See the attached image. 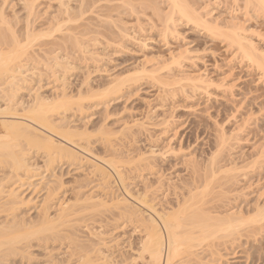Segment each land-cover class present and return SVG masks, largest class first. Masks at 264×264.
Instances as JSON below:
<instances>
[{"label": "rangeland", "instance_id": "374dc122", "mask_svg": "<svg viewBox=\"0 0 264 264\" xmlns=\"http://www.w3.org/2000/svg\"><path fill=\"white\" fill-rule=\"evenodd\" d=\"M185 1L221 32L240 31L255 60L202 26L170 22L169 0H40L32 12L27 0H0V53L27 43L28 33L40 36H29L19 64L18 103L8 102L9 79L0 77V110L12 106V113L0 111V140L33 169L15 170L11 159L0 163V239L45 226L47 213L52 224L58 221L57 236L46 231L18 248L4 247L0 264H79L82 255L92 264H150L142 249L148 214L179 210L189 218L201 207L205 223L197 224H215L264 206V158L256 161L264 152V74L256 64L264 61V14L244 0ZM123 82L119 92L104 95ZM35 98L71 99L67 110L53 112L59 128L50 134L79 150L83 161L50 155L40 134L46 130L37 125L39 134L8 124L15 113L27 114ZM142 157H151L150 164ZM91 161L110 180L91 172ZM10 189L24 203L12 202ZM49 189L54 194L47 198ZM184 222V234L202 235L197 224ZM224 234L207 239L215 248L205 245L193 259L182 253L174 264H264V230Z\"/></svg>", "mask_w": 264, "mask_h": 264}, {"label": "bare ground", "instance_id": "6f19581e", "mask_svg": "<svg viewBox=\"0 0 264 264\" xmlns=\"http://www.w3.org/2000/svg\"><path fill=\"white\" fill-rule=\"evenodd\" d=\"M27 1H28V4L27 5L29 6V10H30V12H32L33 11V8L35 7L34 5L38 1H40V0H27ZM244 1L246 2V6L249 5V7H250V5H251V8L253 7V9H254V7H255L254 10H257L258 13L260 12V13H263L264 14V0H244ZM25 2H26V0H25ZM59 2H60V4L62 3V1H59ZM82 3L84 4V1H82ZM168 3H170V11H169V13L167 12L168 13L167 14V17L169 18V21L171 20L170 22L182 21V19H184L183 21L186 20V21H188L190 23L192 22V24H194L195 26H202L203 29L208 30L211 34H214V36H216V34L217 35H220V36H223L225 39H227L229 41L230 44L238 45L239 51L241 50L242 53L245 54V56L247 57V59H249V60H255V57H257L256 55H254L253 51H250L251 48L250 49L247 48L248 47L247 44H249V47H250V45H253V44H251L252 42L249 43V41H248V43H247V39H245L246 37L243 36L240 33V31L237 32V31L234 30V31L221 32V29H218L219 27H216V26H218V23H217V25H216V23H215V25L214 24H211V23H209V21L207 19H205V17L203 15H200V14L195 13L192 10H190L189 7L187 6V3H186L185 0H169ZM61 6H63V4ZM246 8H248V7H246ZM66 9L68 10V8H66ZM58 15H60V14H58ZM61 15H62V13H61ZM80 15H81V13H80ZM165 15H166V13H165ZM59 19H60V16H59ZM165 21H167L166 23L169 22L167 18H166ZM57 23H58V21H57ZM1 24H2V22H1ZM27 26H29V25H27ZM50 26H52V23H51ZM167 26H169V25H167ZM173 26H174V24H173ZM58 27L59 26H57V29H59ZM64 27L65 26H62V29ZM55 28H56V25H55ZM28 29H29V27H28ZM28 29H27V32H28ZM62 29H61V31H62ZM3 30L4 31H2V32L4 33L5 32V27H3ZM0 32H1V28H0ZM52 33H54V32L52 31ZM32 34H34V33H32ZM32 34H30V35H29V33L27 34L28 35V37L26 36L27 37V40L29 39V36L33 37L34 40L37 37H40L39 35L36 36L35 34L32 36ZM48 35H47V37H48ZM3 36H6V35H3ZM35 36H36V38H34ZM8 37H10V36H8ZM8 37H7V40H8ZM31 37H30V39H31ZM59 38H60V36H59ZM66 39H68V38H66ZM5 40H6V38H5ZM18 40H17L16 43H19ZM27 40H26L27 43H24L23 45H21V44L20 45H14L15 48L13 47L12 50L10 49V51H8L6 53H0V77L5 76V78L9 79V81H8L9 87L7 88L8 89V92H7L8 94H6V95H8V97H7L9 99L8 102H15L14 97L17 98V95L16 94H17V91H18L17 89H18V86H19V82L17 80V77H18L17 74H18V72H22V74H23V70H21L23 64H21V65H19V64H20L21 61H23L22 60V56L24 57V54L27 55V52H28V48L27 47H29L28 46V43L31 42L30 40H29L30 42L27 41ZM60 40H61V38H60ZM57 41H59V40H57ZM73 41H75V40H73ZM10 42H13V41H10ZM20 42H21V40H20ZM23 42H24V40H23ZM5 43H7V42L5 41ZM52 43H54V41ZM63 43H64V41H63ZM1 44H3V43H1ZM57 44H58V42H57ZM73 44H74V42H73ZM75 44H77V43H75ZM8 45H9V43H8ZM77 45H76V48H77ZM2 47H3V45H2ZM69 47L71 48V46H69ZM26 48H27V50H26ZM79 49H80V47H79ZM253 49H254V47H253ZM1 51H3V50H1ZM73 51H74V48H73ZM76 52L78 53V51H76ZM29 54H31V53H29ZM74 55H75V53H74ZM258 59H259V57H258ZM256 62H259V60H257ZM256 64H257V68L260 69L261 72L264 74V61L263 62L256 63ZM200 81H201L200 84H203L202 80H200ZM123 84H124V82L122 84H120V85H117L116 84L117 86L114 85L113 88L110 87L111 89H109V90L107 89L108 91L104 95H107V94H110L111 95V94L117 93V91L119 92V89H121V87H122ZM123 86H125V85H123ZM19 89H20V87H19ZM3 92L5 93V91H3ZM63 97L65 98L64 95H63ZM13 99H14V101H13ZM62 99L61 100H56L54 102H47V100L45 101L43 99H38L37 98L34 101V103H31L32 105L29 107V109L26 107L28 110L25 113H27V114H25V115L23 114V115L20 116L18 114L15 115L16 114L15 113L14 115L11 116V118H13V119L12 120H9L10 123H8V124H12L13 125L12 126L13 128L17 125L16 128L20 127V130L23 129V128H21V126H24V128H25L24 131L25 132L27 131V133H31V131H32L31 129L35 130V132H38L42 128V129L46 130V132H43L41 130V132H43V133L38 132L37 134L40 133L42 135L41 137L43 138L44 143H45V145H44L45 150H47L50 155H55V154L62 155L63 154V155H66L67 157H69L70 160H74V161L80 160V161H83V159L85 157L84 158H81L83 156L80 155L81 153L79 152V150H76V149H74V148L66 145L63 142H59L58 143L53 138V136L50 134V133H52L51 131H53V132L56 131L57 132V128H59V126H58L59 123H55V121L53 119V112H59V109H61V108L67 110L69 108V106L72 104V103H70V100L71 99L68 98L69 101H68V99L65 100L66 98L63 99V100ZM16 103H18V102H15V104ZM9 104H11V103H9ZM15 104H14V106H16ZM11 110H12V106L11 105H6V107H4L2 109V111L1 110L0 111L1 112H3V111L11 112ZM5 113H7V112H5ZM11 113H10V115H11ZM10 115H6V117L7 116L10 117ZM7 122H8V120H7ZM34 125H37V126H39L41 128L38 129L37 126L35 127ZM60 128L62 129L61 126H60ZM13 133H16V132H12L11 134L13 135ZM34 134H36V133H34ZM37 134H36V136H37ZM105 134H107V133H105ZM12 135L10 136V134L7 133L6 134V137H13ZM41 137H39V138H41ZM223 142H224V140H223ZM41 143H43V142H41ZM10 145L11 144H10L9 141L3 142V141L0 140V163H5V162H8V161L10 162V159H11L12 166H13V168L15 170H22V172L23 171L24 172H31L32 165L29 163V161L27 160V158H25L24 155H23L24 157H22V156L17 157L16 156L17 153H16V155H14V154H9L7 152V150L10 148ZM217 151H220V150H217ZM12 153H14V152H12ZM263 153L264 152H262L259 155L258 159L257 160L255 159V160L256 161H259L260 158L261 159L264 158V154ZM151 154L154 155L155 154V151L152 150ZM144 157H146V156H144ZM144 157H142V158L144 159ZM148 159L150 160L151 157L150 158H147V159H144V160H147V162H146L147 164H148ZM213 159H215V158H213ZM92 161H94V160L92 159ZM256 161H254L255 164H257ZM214 162H215V160H214ZM103 163H104V161H103ZM110 163H107V164H110ZM111 164H113V163H111ZM92 165H93L94 168L91 169V172L93 170L100 171L101 172V176H103V178L106 181L110 180L109 178L111 177L110 176L111 173L108 172V171H106V168H104L102 164H100L99 162L93 164V162H92ZM213 165H211V166H213ZM263 165H264V162H263ZM109 166H111V165H109ZM113 166H116L115 168H116L117 171L116 170L115 171L117 172V174L120 177V179L123 181V175L121 174L122 172H120V170L117 169V165L116 164H113L112 167ZM212 170H213V167H212ZM230 170H232V169H230ZM100 172H98V173H100ZM103 182H105V181H103ZM105 184H107V183L105 182L104 185ZM210 184L211 183L209 181V183H207L206 186L204 187L205 190H203V191L208 192L209 187H210ZM110 186L111 185H109V187ZM49 190H51V189H49ZM49 190H48V193L49 194H48L47 198L53 197L52 194H54V193H52L54 190L53 191L51 190V192H49ZM14 191H15L14 189H12V190L10 189V192H11V193H9L10 199L12 198L11 200L14 203H18V202L21 203L24 198L18 199V197L20 195L17 194L18 191H17V193H15L16 191L15 192ZM195 194L191 190V194H190L191 195V198L192 197L193 198H196L197 194L196 195ZM48 200L50 202V199H48ZM48 200H46V201H48ZM126 200H127V198H126ZM148 200L149 199H148L147 192L144 195L143 194L141 195V200L140 201L143 202L144 205L145 204H148ZM14 203H13V205L15 206L16 204H14ZM22 203H24V202H22ZM9 205H10V202H9ZM11 206H12V204H11ZM11 206H10V208H11ZM17 206H18V204H17ZM48 207H49V205H48ZM97 210H99V207H96L95 208V211H97ZM200 210H201V207H199V211ZM43 211H44V209H43ZM47 211H48V209L47 210L45 209V212H47ZM64 211H65V209H64ZM193 211L195 212V209ZM199 211L197 209L198 215L195 214V215H192L191 217H190V215L188 213L189 218H187L186 216H180L179 217L178 216L179 215L178 214L179 210L178 211H175L173 213H157V214L154 213V214H148V218H145V221H147V225H146V231H147V233H146V237L142 241V249L145 250V251H148L150 253V259H151V263L150 264H174V259H176V257H178V255H181L182 253H187L188 254V257L190 259H193L195 256H197V251H198L199 248H202L205 245L207 247H209V248L210 247L215 248L217 246L215 243H212V242L211 243H206V241H207V239L209 237L213 236V234H216L218 232L225 233L224 234L225 237H231L233 233L239 234V232L241 230H243L245 232V235H247L248 233L250 234L251 232H256V231L259 232V231L264 230V206L258 207L256 209H254V212L252 214L250 213V215L248 214L247 217L244 216V215L243 216H232L231 215L229 217L219 218V219H221V221L219 223H215V224H203V223H205L204 222V215H203V212H199ZM45 214L46 213H44V215ZM61 214H62V212H61ZM191 214H193V213H191ZM48 215H49V213H47V217H48ZM65 215H67V214H64V213L62 214L63 217ZM69 216H70V213H69ZM47 217L45 215L46 221H44V217H43V223L45 222V224H46V222H47V224L46 225L44 224L45 226H43V227L41 226L37 230L36 229L35 230H31V231L30 230L29 231H18L17 230L18 232H14L13 235H11L10 237H6L5 235H3L5 238L2 237V239H0V250L3 249L4 247H6L8 249L18 248L19 245H21L23 242L27 243L29 240H31L34 237V235L35 236L36 235H39V236L43 235L44 236L45 235L44 232H46V231H47V233L50 231V233H51L50 236H53V237L57 236V230L54 231V228L52 226L53 224H56L55 222L57 221V219H55L56 221L53 219L54 220V223L52 224V222H51L52 219H50V216H49V218H47ZM59 217H60L61 222H64L65 217L62 218L60 216V214H59ZM185 219H190L195 224H197V222L201 223V221L203 220V223L202 224H197L201 228L202 235L195 236L192 233H189L190 235L184 234L183 231H182V229H183V227H185V222H184ZM57 223H58V221H57ZM58 226H59V224H58ZM58 226L56 225V227H58ZM0 236H1V234H0ZM46 236H47V234H46ZM79 261H81L79 264H92V262H93V260L91 261V257H89L87 255H85V256L82 255L81 257H79Z\"/></svg>", "mask_w": 264, "mask_h": 264}]
</instances>
